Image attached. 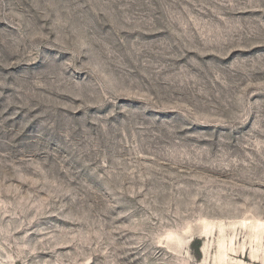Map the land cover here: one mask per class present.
Here are the masks:
<instances>
[{"label": "rangeland", "instance_id": "obj_1", "mask_svg": "<svg viewBox=\"0 0 264 264\" xmlns=\"http://www.w3.org/2000/svg\"><path fill=\"white\" fill-rule=\"evenodd\" d=\"M0 264H264V0H0Z\"/></svg>", "mask_w": 264, "mask_h": 264}]
</instances>
